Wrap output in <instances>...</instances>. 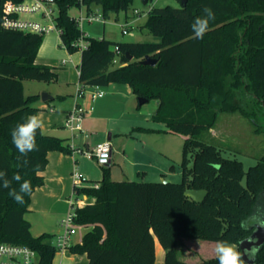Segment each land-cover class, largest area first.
<instances>
[{
	"label": "trees",
	"instance_id": "16d2710c",
	"mask_svg": "<svg viewBox=\"0 0 264 264\" xmlns=\"http://www.w3.org/2000/svg\"><path fill=\"white\" fill-rule=\"evenodd\" d=\"M0 0V169L11 179L17 173L21 183H31V194L17 204L9 189L0 188V243L26 245L37 251L38 264H54L58 252L51 233L33 235L26 218L31 195L44 184L42 171L53 150L71 153L65 139L36 133L37 151L23 157L12 143L11 132L40 108L38 94L26 95L23 80L57 81L54 67L36 62L44 34L24 32L3 25ZM16 2L22 0H13ZM133 0H83L100 7L105 18L111 11L128 10ZM57 26L64 46L78 50L73 42L82 30L70 14L81 7L80 0H56ZM208 6L215 13L203 38H195L191 24ZM146 27L159 42L114 41L87 36L82 49L81 86L128 83L137 97L155 99L152 118L173 132L184 134L182 178L173 181L114 180L103 167L99 187L74 186L77 196L88 201L75 209V221L89 226L82 241L71 244L74 254H86L89 264H155L156 240L165 249L164 264H218L217 257L184 261L177 254L181 238L227 241L238 245L248 237V219L264 218V154L245 169L242 161L222 155L213 143L198 138L215 127L221 112H239L264 131V0H188L186 5L152 7ZM120 49V63L114 62V47ZM129 55L132 59H129ZM150 55L155 65L141 60ZM25 160L27 163H25ZM19 191L20 183L12 180ZM206 189L202 202L185 192ZM244 222L246 227H242ZM241 251V249L239 248ZM254 264H264V244ZM245 264H247L245 262Z\"/></svg>",
	"mask_w": 264,
	"mask_h": 264
},
{
	"label": "crops",
	"instance_id": "0c3cea01",
	"mask_svg": "<svg viewBox=\"0 0 264 264\" xmlns=\"http://www.w3.org/2000/svg\"><path fill=\"white\" fill-rule=\"evenodd\" d=\"M126 20L131 22L128 21L127 16ZM84 25L82 26L83 31L91 36ZM98 37L110 39L106 34ZM66 50L68 54L61 59L60 63L57 62L55 65L49 61L43 63L55 68L58 72L57 81L34 80L36 82L30 84L31 91L26 93V79L23 80L26 95H39L34 104L40 108L36 115L42 121V130L47 134L65 139L72 149L71 153L58 150L48 153V164L42 171L44 184L32 193L30 210L25 215L31 223L33 235L51 233L55 235L54 242L62 231L61 220L68 208L70 196L74 194L72 177L74 168L77 167L88 182L90 180L98 182L103 176V168L99 169L92 162L93 158L90 159L82 153H75L73 148H93L97 143L109 140L112 144V155L107 168L110 169L112 179L124 180L122 179L124 177H117L122 174L128 180L152 181L149 178L166 179L172 170L176 172L172 162L178 159L179 146L171 135H179L181 142L186 137L184 134L168 130L164 123L154 121L152 116L157 109L158 102L156 101L154 106L139 104L138 97L128 83L112 82L104 86L87 85L83 87V93L78 95L81 85L79 74H81L82 52L76 60L73 53L67 48ZM38 56L36 62L41 63L43 59ZM70 65L74 68L69 67ZM98 87L105 90L104 95L94 96ZM44 91L53 98L44 102L41 97ZM76 104L83 105L88 113L84 117L82 130L73 134L65 127V121L67 114ZM182 143L179 148H182ZM129 175L132 177H128ZM88 201L91 200L87 197ZM89 228L84 225L82 229L73 234L71 244L81 242ZM155 249V264L158 261H160L159 264H164L165 249L158 240H156ZM57 253H60L58 259L56 258ZM57 253L53 259L54 264H89L86 254H74L69 249Z\"/></svg>",
	"mask_w": 264,
	"mask_h": 264
},
{
	"label": "rangeland",
	"instance_id": "374dc122",
	"mask_svg": "<svg viewBox=\"0 0 264 264\" xmlns=\"http://www.w3.org/2000/svg\"><path fill=\"white\" fill-rule=\"evenodd\" d=\"M166 5H171L173 7H181L180 0H148L147 3H144L143 0H133L130 4L128 10H121L119 12L111 11L109 16L106 18V22H85L84 28L89 31L91 36L98 37L106 34L112 40L116 41H145L146 42H159L160 37L156 36L149 32L146 27L147 13L152 7H164ZM54 6V11L56 12L57 6ZM94 8H100L97 5H93ZM79 13L78 7H73L70 9V14L76 15ZM34 18H41L37 15H28ZM128 17V21L126 20ZM128 23V24H126ZM130 29V32L127 34L123 33V28ZM44 41L39 51L38 58L43 59L41 63H46L45 61L51 62L55 65L57 62L60 63L61 59L65 57L68 52L62 42L60 34L57 32H51L45 34ZM73 53V56L76 60L81 56V50H76ZM47 65V64H45ZM70 65L69 67H72ZM74 68V66H73ZM33 82H36L31 79H26V93L31 91V85ZM35 84V83H34ZM37 84V83H36ZM43 93V92H42ZM41 93V94H42ZM156 100L152 99L145 103L147 106H154ZM256 126L249 120V118L243 116L241 113H227L221 112L218 117V121L214 128L209 131L202 132L198 138L206 141V143L215 144L222 152L223 156L238 159L242 161L245 169H248L250 166L255 165L259 162V158L264 154V131L263 126H260V131L256 130ZM171 138L174 141H177L178 146L180 147L182 143V148L178 147V156L177 160L173 161L172 164L175 166L176 172H170L168 181L179 182L181 181V159L182 150L184 145V139L181 142V137L179 135H171ZM92 159V158H90ZM94 164L98 166L99 169H102L103 166L99 165L97 161L93 158ZM170 170V169H169ZM80 171V170H79ZM121 171V170H120ZM118 178L128 179L124 175L117 176ZM126 177V178H125ZM128 177H132L129 175ZM134 179V178H129ZM152 181H162L163 178H155L157 180ZM94 182V180L89 181ZM73 196H70V198ZM76 198V197H75ZM91 200V199H90ZM68 208L64 216L68 213L71 208V203L68 201ZM83 206V205H82ZM247 225L253 226L250 223L249 219ZM217 241H210L200 238H181L177 246V254L181 260H186L190 262L199 261L201 259H207L216 256L215 247ZM234 244V243H231ZM236 245V244H234ZM237 246V245H236ZM238 249V247H237ZM56 258H60V253L56 254ZM158 261L157 264H159Z\"/></svg>",
	"mask_w": 264,
	"mask_h": 264
},
{
	"label": "built area",
	"instance_id": "2783aa9c",
	"mask_svg": "<svg viewBox=\"0 0 264 264\" xmlns=\"http://www.w3.org/2000/svg\"><path fill=\"white\" fill-rule=\"evenodd\" d=\"M81 3L83 0H80ZM57 6L56 0H22L19 2L13 0H7L4 6L3 25L8 28L18 29L24 32H32L37 34H48L51 32H57L61 35L62 29L57 26L56 12L54 6ZM79 13L74 15V19L79 24L82 34L80 39L73 42V47L78 50H82L87 47L86 37L88 36L82 29L85 22H106V18L101 9H88L83 3L81 7H78ZM28 15H37L41 18H34ZM128 24V23H126ZM123 33L130 32L129 27L123 28ZM116 56L114 62L120 63V49L114 47ZM105 90L98 87V91L94 93V96L104 95ZM83 93V86L80 85L78 95ZM88 113V110L81 104H76L74 108L69 111L65 121V127L69 129L73 134L82 130L84 123V117ZM78 153H82L89 158H94L101 166H108L112 155V144L109 140H105L97 143L93 148H73ZM74 180V186H89L90 188L99 187V182H88L87 178L79 171L77 167L72 172ZM76 197V198H75ZM71 208L68 213L61 220V233L57 236L54 242L57 251H65L71 245V237L82 229L84 225L78 224L75 221V209L81 207L87 203V196H77L74 192L70 198ZM39 257L37 251L33 248L14 244L9 242L0 243V264H38Z\"/></svg>",
	"mask_w": 264,
	"mask_h": 264
},
{
	"label": "clouds",
	"instance_id": "9594fccd",
	"mask_svg": "<svg viewBox=\"0 0 264 264\" xmlns=\"http://www.w3.org/2000/svg\"><path fill=\"white\" fill-rule=\"evenodd\" d=\"M202 15L194 18L191 29L195 38L202 39L204 34L208 31L210 21L215 20V13L212 8L205 6L202 9ZM42 121L37 115L28 116L23 122L18 123L15 128L12 129L11 137L12 143L17 148L21 156L27 157L29 152L37 151L36 133L41 128ZM25 163L27 161L25 160ZM12 180L20 183L19 191L11 187ZM0 188L9 189L8 195L17 203H24V195L31 194L32 187L28 180H24L21 183V176L17 173L11 179L7 177V172L0 169ZM251 224H255L257 227L264 228V218L253 215L249 218ZM242 227H246L244 222ZM259 251V248L253 247L251 249H244L243 254L237 249V246L227 241H217L215 247V253L218 260V264H245L243 256L254 257Z\"/></svg>",
	"mask_w": 264,
	"mask_h": 264
},
{
	"label": "water",
	"instance_id": "95a60500",
	"mask_svg": "<svg viewBox=\"0 0 264 264\" xmlns=\"http://www.w3.org/2000/svg\"><path fill=\"white\" fill-rule=\"evenodd\" d=\"M144 3H147L148 0H143ZM188 0H180L181 5H186ZM129 59H132V56L129 55L128 57ZM157 58H154L150 55H146L141 62L143 64H147V65H155L157 63ZM42 100H44V102L48 99H52L53 97L46 93L45 91L41 94ZM138 101L139 104H144L146 102H148V99L145 97H138ZM162 181H168L167 179H163ZM208 190L206 189H190L189 191L186 190L185 194L192 198L193 200H195L196 202H202L205 197L208 194ZM252 228V232L251 234L244 238L243 240H241V243L239 244V248L241 249V252L243 254V250L244 249H251L253 247H257L260 248L263 244H264V228L262 227H257L255 224H253V226L251 225ZM243 259L245 260V262L247 264H254L255 263V256L254 257H249V256H243Z\"/></svg>",
	"mask_w": 264,
	"mask_h": 264
}]
</instances>
